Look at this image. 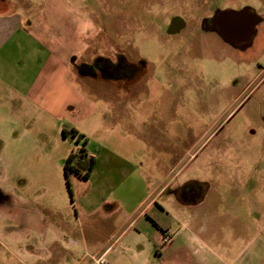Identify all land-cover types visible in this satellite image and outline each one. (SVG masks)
<instances>
[{
	"label": "rangeland",
	"instance_id": "374dc122",
	"mask_svg": "<svg viewBox=\"0 0 264 264\" xmlns=\"http://www.w3.org/2000/svg\"><path fill=\"white\" fill-rule=\"evenodd\" d=\"M7 2L36 32L32 45L49 50L28 68L23 95L0 82V264H92L98 253L84 241L94 236L75 209L88 184L70 176V192L64 165L101 139L138 164L173 221L166 253L152 224L121 239L117 228L108 264H264V39L245 55L202 27L216 10L248 8L264 35V0ZM175 17L186 26L172 35ZM120 55L141 68L132 81L78 74ZM98 95L121 99L117 122ZM192 183L202 189L187 197L205 201L180 216L169 202Z\"/></svg>",
	"mask_w": 264,
	"mask_h": 264
},
{
	"label": "crops",
	"instance_id": "0c3cea01",
	"mask_svg": "<svg viewBox=\"0 0 264 264\" xmlns=\"http://www.w3.org/2000/svg\"><path fill=\"white\" fill-rule=\"evenodd\" d=\"M22 20L17 12L0 9V82L7 85L10 81L9 85L23 95L26 93V81L23 79L30 75L28 68H38V65L42 64L44 51L49 49L32 45L36 32L32 27H24ZM37 27L40 28L39 22ZM92 80L104 81L93 78ZM98 96L95 101L106 103L114 115V121L117 122L124 111L121 99ZM85 153L94 158L96 163L89 179L84 180L88 184V191L75 201L77 219L83 217L87 220L86 229L94 236L91 242L84 243L95 247L96 253L107 250L109 253L112 246L109 247L108 243L117 228L123 230L118 238L121 239L132 227L150 223L155 228L150 238L155 250L159 253L170 251L174 245L173 241L162 246L161 238L164 232H170L173 221L166 212V206L163 208L157 202L159 194L155 190H149L138 164L132 158L124 157L117 149L111 148L107 139H101L97 148L85 150ZM168 159L176 165L182 160H179L178 154L174 157L169 155ZM175 198L176 201L169 202V205L179 213L182 208L200 207L205 201L203 198L196 204L186 205L179 200L178 193ZM182 215L181 213L180 216ZM174 221L179 224L177 218ZM106 224L112 227L113 232L104 235Z\"/></svg>",
	"mask_w": 264,
	"mask_h": 264
},
{
	"label": "trees",
	"instance_id": "16d2710c",
	"mask_svg": "<svg viewBox=\"0 0 264 264\" xmlns=\"http://www.w3.org/2000/svg\"><path fill=\"white\" fill-rule=\"evenodd\" d=\"M78 74L83 78L96 79L100 77L104 81L112 82H128L132 81L137 73V65L126 61L123 55L118 57L116 62H112L108 58L99 57L93 64H80L77 66ZM63 135L67 138V132L64 130ZM77 133L73 132V137H76ZM83 138V136H80ZM95 159L88 157L85 153V149L80 152H71L67 157L64 165V174L68 181V187L71 192L69 178L70 176H77L83 180H88L94 167ZM200 190L202 187L198 183H192L184 186L178 192L179 200L183 204L193 205L203 199V196L198 193V197H187V193L192 190Z\"/></svg>",
	"mask_w": 264,
	"mask_h": 264
},
{
	"label": "flooded vegetation",
	"instance_id": "af4514ba",
	"mask_svg": "<svg viewBox=\"0 0 264 264\" xmlns=\"http://www.w3.org/2000/svg\"><path fill=\"white\" fill-rule=\"evenodd\" d=\"M10 7L8 5L7 0H0V9H5ZM248 9V8H246ZM241 11V9H239ZM220 12L219 10H216L214 15L210 18H203L202 20V27L205 29L206 32H214L224 43L229 45L232 49L237 51L238 53H244L245 55L252 53H256L257 50V43L260 41H263L264 35L259 32L258 27L262 23V20L260 19L259 16H257L258 22L252 29V31L248 34L247 33V27L249 26V20L248 19H239L236 22V30L231 32V41L227 39L226 36H223L219 34L217 29L213 28V19L215 15ZM178 17H175L176 19ZM173 19V20H174ZM180 19V18H179ZM137 67H139L137 65ZM141 68L138 69L136 76L139 75L141 72ZM262 124L258 127L260 130H262V135H264V117H262ZM262 147H264V142H261Z\"/></svg>",
	"mask_w": 264,
	"mask_h": 264
},
{
	"label": "water",
	"instance_id": "95a60500",
	"mask_svg": "<svg viewBox=\"0 0 264 264\" xmlns=\"http://www.w3.org/2000/svg\"><path fill=\"white\" fill-rule=\"evenodd\" d=\"M248 19L249 26L247 27V33L249 34L254 26L257 24V15L251 12L249 9L234 11L226 10L218 12L213 19V28L217 29L219 34L226 36L231 41V32L236 30V22L239 19ZM186 24L182 19L176 18L172 21L169 33L174 35L179 33L185 28Z\"/></svg>",
	"mask_w": 264,
	"mask_h": 264
},
{
	"label": "built area",
	"instance_id": "2783aa9c",
	"mask_svg": "<svg viewBox=\"0 0 264 264\" xmlns=\"http://www.w3.org/2000/svg\"><path fill=\"white\" fill-rule=\"evenodd\" d=\"M172 241V236L167 233L164 232L162 234V238H161V245L162 246H166L168 244H170ZM108 251H104L98 254H94V255H88L87 257H90L92 264H108L107 260H106V255L108 254Z\"/></svg>",
	"mask_w": 264,
	"mask_h": 264
}]
</instances>
